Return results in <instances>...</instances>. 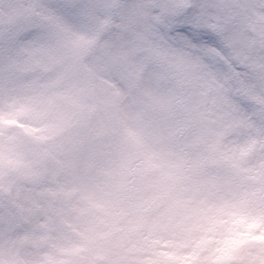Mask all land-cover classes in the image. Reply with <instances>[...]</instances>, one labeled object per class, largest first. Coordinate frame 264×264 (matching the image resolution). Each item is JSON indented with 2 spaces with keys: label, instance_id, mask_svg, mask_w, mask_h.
Here are the masks:
<instances>
[{
  "label": "snow or ice",
  "instance_id": "1",
  "mask_svg": "<svg viewBox=\"0 0 264 264\" xmlns=\"http://www.w3.org/2000/svg\"><path fill=\"white\" fill-rule=\"evenodd\" d=\"M31 8L74 38L108 29L119 120L145 161L190 189L195 238L159 264H264V0H50ZM45 55L72 80L69 53L53 47ZM47 134L28 130L34 141ZM246 248L255 254L242 257ZM39 264L89 259L70 248Z\"/></svg>",
  "mask_w": 264,
  "mask_h": 264
},
{
  "label": "rangeland",
  "instance_id": "2",
  "mask_svg": "<svg viewBox=\"0 0 264 264\" xmlns=\"http://www.w3.org/2000/svg\"><path fill=\"white\" fill-rule=\"evenodd\" d=\"M49 2L0 0V227L10 223L12 230L17 228L20 233L13 232L11 241L23 245L10 253V258L30 253L33 246L36 252H44L57 242L62 245L60 250L80 248L81 242L93 245L95 230L115 228L118 223L124 228H144L147 234L153 222L168 211L181 226L195 214L192 193L162 175L158 162L146 161L143 169L129 175L107 166L98 168L97 162L107 159L103 149L90 152L83 165L61 158L63 146L48 150L47 145L60 134L57 124L68 121L70 127L80 129L94 126L95 135L105 136L122 111L116 84L120 68L108 58L103 43L108 29L74 38L31 8L34 3ZM25 36L27 41L22 40ZM53 47L71 55V81L58 73L45 55ZM70 95L73 102L66 99ZM38 127L47 129L48 134L34 141L28 130L36 133ZM86 142L87 138L76 137L74 149ZM48 161L51 166L45 167ZM111 196L121 197V202L109 201ZM148 200L155 203L147 206L143 202ZM37 205L40 218H21ZM142 208L149 215L137 212ZM90 209L99 210L100 216L86 227L83 218ZM113 218L117 221L112 222ZM99 239L107 242L105 234ZM96 250L97 259L88 253L93 264L106 262L111 253L125 254L101 247ZM255 252L246 248L241 255Z\"/></svg>",
  "mask_w": 264,
  "mask_h": 264
},
{
  "label": "bare ground",
  "instance_id": "3",
  "mask_svg": "<svg viewBox=\"0 0 264 264\" xmlns=\"http://www.w3.org/2000/svg\"><path fill=\"white\" fill-rule=\"evenodd\" d=\"M75 95H77L75 91ZM109 201L121 202V197L111 196L107 198ZM37 200V199H36ZM38 202V200H37ZM40 202V200H39ZM139 202V200H137ZM145 205H151L154 201H144ZM31 212L24 213L21 218L26 220H33L41 217V208L39 205L31 206ZM137 212L145 213L149 215L148 210L138 209ZM13 215L19 217L17 211H13ZM117 218H113L112 222H116ZM9 222V221H8ZM195 214L190 216L188 220L180 226L176 220L172 219L171 212L165 213V217L153 222L151 231L145 234L144 228H137L128 226L127 228L121 227L120 224H116V227H110L108 229L95 230V237L97 238L93 245H91V254L96 259L97 247H101L102 250H112L114 252H121L125 254L119 255L118 253L109 254L108 260L104 263L95 264H159V261L167 259V254L177 253L181 254L185 252L191 245L195 238L193 228L195 226ZM10 223L6 224L4 228L0 227V257L7 256L10 258V253L16 251V249L22 247L21 242L15 245L11 241V236L14 232L20 233L16 228L11 229ZM30 228V225H28ZM36 228V226H31ZM39 227V226H38ZM106 235L107 242H103L99 239L102 235ZM80 243V248L82 249ZM28 254H18L17 258H10L11 264H27L26 261L35 259L37 263L41 259L45 258L48 251L36 252L33 248ZM83 250V249H82ZM84 252V250H83ZM85 253V252H84ZM86 254V253H85ZM106 256V252H104ZM88 259V254L85 255ZM175 259V257H172Z\"/></svg>",
  "mask_w": 264,
  "mask_h": 264
},
{
  "label": "clouds",
  "instance_id": "4",
  "mask_svg": "<svg viewBox=\"0 0 264 264\" xmlns=\"http://www.w3.org/2000/svg\"><path fill=\"white\" fill-rule=\"evenodd\" d=\"M93 127L88 129L70 127L55 135L47 148L54 152L58 146H63V151L59 154L61 158L78 161L81 165L87 163L90 152L103 149L107 153V159L106 161H98L97 167L107 166L115 173L123 171L131 175L144 168L146 161L141 156V148L133 136L130 125L118 120L105 136L95 135ZM76 137L87 138V142L82 144L78 150H75L73 145V140ZM44 166L50 167L51 161L44 162ZM100 198L103 199V194ZM99 216V210L90 209L89 214L83 218V224L86 227L94 224ZM60 247L62 245L57 242L52 249L45 251L57 253ZM81 247L86 254L91 252L90 243L85 242ZM29 264H37V262L33 259ZM89 264H93V262L89 260Z\"/></svg>",
  "mask_w": 264,
  "mask_h": 264
}]
</instances>
